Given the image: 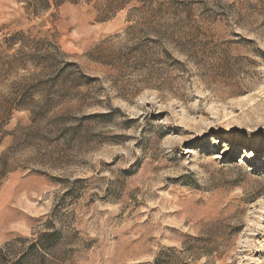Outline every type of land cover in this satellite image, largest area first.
I'll return each instance as SVG.
<instances>
[{"label": "rangeland", "instance_id": "1", "mask_svg": "<svg viewBox=\"0 0 264 264\" xmlns=\"http://www.w3.org/2000/svg\"><path fill=\"white\" fill-rule=\"evenodd\" d=\"M0 264H264V0H0Z\"/></svg>", "mask_w": 264, "mask_h": 264}, {"label": "trees", "instance_id": "2", "mask_svg": "<svg viewBox=\"0 0 264 264\" xmlns=\"http://www.w3.org/2000/svg\"><path fill=\"white\" fill-rule=\"evenodd\" d=\"M37 246H38V244H34L33 245L34 249ZM39 250H42L44 252V254H39V257L42 258L41 260L45 259L46 258L45 256H47V254H49V251H50L49 248H47L46 245L44 246V248H43V246L42 247H39Z\"/></svg>", "mask_w": 264, "mask_h": 264}]
</instances>
